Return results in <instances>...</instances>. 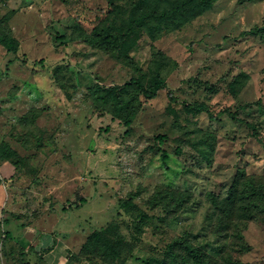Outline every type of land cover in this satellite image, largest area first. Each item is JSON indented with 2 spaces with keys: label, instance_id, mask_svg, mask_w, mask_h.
<instances>
[{
  "label": "rangeland",
  "instance_id": "obj_1",
  "mask_svg": "<svg viewBox=\"0 0 264 264\" xmlns=\"http://www.w3.org/2000/svg\"><path fill=\"white\" fill-rule=\"evenodd\" d=\"M181 1L0 0L19 43L17 54L0 44V153L9 145L23 160L3 180L16 189L0 264H169L180 239L214 264H264V37L249 34L264 26V0H211L159 32L157 21L136 28L128 55L83 39ZM158 72L166 87L154 98L128 88L139 109L122 111L124 126L102 89L149 87ZM105 226L128 244L114 260L82 249ZM15 231L50 240L28 258Z\"/></svg>",
  "mask_w": 264,
  "mask_h": 264
},
{
  "label": "trees",
  "instance_id": "obj_2",
  "mask_svg": "<svg viewBox=\"0 0 264 264\" xmlns=\"http://www.w3.org/2000/svg\"><path fill=\"white\" fill-rule=\"evenodd\" d=\"M148 0H137L136 8L141 9ZM212 1L205 0L203 7L201 8L196 0H183L178 4L173 5L170 9L163 8L161 12L156 11V9H151L148 12H144L136 17H134L125 28V30H119V33L114 34L111 32L110 28H94V35L92 38H83L85 42L91 45H99L104 47L106 50L117 51L122 55H128L131 47L134 43L131 42V35H134L136 28L142 29V26H148L150 29L154 25V21H157V26L154 27L158 32L160 27H168L170 25H177L180 23V18L195 16L204 10L211 7ZM7 17L2 18V23H0V44L5 48L7 53L17 54L19 43L15 37L10 34V30L6 25ZM152 23V25H151ZM125 24V23H124ZM111 26V25H110ZM108 27V26H105ZM112 27V26H111ZM153 29V28H152ZM165 29V28H163ZM122 32V33H120ZM249 34L264 37V26L260 28H253L249 31ZM135 37V36H133ZM40 66L43 65L42 61H39ZM134 87L137 91L135 97L138 99L139 96L146 99L154 98L160 90L166 87L165 80L162 78L161 74L158 72L156 74L153 84L146 87L139 78H131L129 82L124 83L121 87L116 90L113 88L102 89L104 91L105 97H114L118 101L117 111L111 112L115 117L119 118L124 126L129 127L132 123L131 116L124 117L122 111H127L130 109L131 105L135 107V111L139 109L135 104V98L132 97L130 100H124L123 96L128 93V88ZM119 91L116 93L115 91ZM169 99L171 102H178L170 93ZM135 104V105H134ZM184 109L188 111L195 112H205L210 118H214V115L210 112L209 107L204 102H181ZM133 110V109H132ZM135 113V112H133ZM228 114L234 119H237L235 114L231 113L229 110H224L221 114ZM238 120V119H237ZM252 127V126H251ZM256 131H254V134ZM162 160L165 162L166 154L162 152ZM0 161H10L14 166L15 171H18L23 160L19 157V154L11 148L9 145L5 146L4 151L0 153ZM82 199V198H81ZM83 201V200H82ZM131 199L123 202L121 204L122 208H125ZM109 226L102 227L100 229L93 230L86 239L85 245H83V250L86 253L94 251L96 247H100L105 250V255L107 259H117L123 255V253L128 252V244L122 239L112 240L109 236ZM166 255L169 258V264H214L210 259H205L204 253H202L198 248L194 247L192 244L185 241V239H180L169 244L165 249Z\"/></svg>",
  "mask_w": 264,
  "mask_h": 264
},
{
  "label": "crops",
  "instance_id": "obj_3",
  "mask_svg": "<svg viewBox=\"0 0 264 264\" xmlns=\"http://www.w3.org/2000/svg\"><path fill=\"white\" fill-rule=\"evenodd\" d=\"M14 173H15V168L13 165H11L8 161H0V222H1L0 230L3 231L5 229H8L9 224L12 223V220L10 219L12 210L10 211L11 207L10 208L8 207L10 206L11 193H14V190L16 189V184L6 186L3 180L4 178L9 180L14 175ZM6 208H8V212H6ZM15 222H17V220ZM10 239H11L10 243L16 245V247L24 248L26 249V253L30 252L32 254L34 252L39 251V249L44 247V244L48 243V241L50 240L45 235L34 239L26 238L25 235L23 233H19V231L18 232L15 231L11 233ZM29 246H32L34 248L27 250ZM30 253H28L27 256L28 258L31 257ZM0 259H1L0 261H2L1 256Z\"/></svg>",
  "mask_w": 264,
  "mask_h": 264
}]
</instances>
